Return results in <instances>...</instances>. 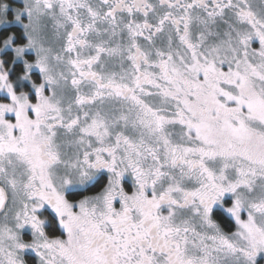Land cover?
I'll use <instances>...</instances> for the list:
<instances>
[{"label":"snow or ice","instance_id":"obj_1","mask_svg":"<svg viewBox=\"0 0 264 264\" xmlns=\"http://www.w3.org/2000/svg\"><path fill=\"white\" fill-rule=\"evenodd\" d=\"M0 264H264V0H0Z\"/></svg>","mask_w":264,"mask_h":264}]
</instances>
